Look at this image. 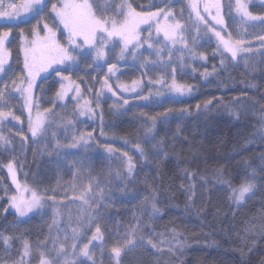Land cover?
I'll list each match as a JSON object with an SVG mask.
<instances>
[{
  "label": "trees",
  "instance_id": "1",
  "mask_svg": "<svg viewBox=\"0 0 264 264\" xmlns=\"http://www.w3.org/2000/svg\"><path fill=\"white\" fill-rule=\"evenodd\" d=\"M112 1L117 11L119 5H126V0ZM130 1L139 12L168 8L166 2ZM175 2L169 3L171 13ZM183 6L181 12H190L189 6ZM198 7L199 11L204 9ZM186 20L180 24L192 22L189 16ZM146 27L149 25H141V29ZM212 47L217 48V43L202 47L198 55L193 46L185 47L203 60L195 66L193 61L186 78L176 80L191 90L182 97L169 95L165 102L149 107L159 111L151 137L156 146L146 147L147 163L133 162L131 176L123 166L124 154L108 152V146L100 144L102 139L94 137L90 144L74 146L68 140L74 130L68 134V128H60L55 136L48 133L27 138L0 125V134L7 137L6 144L0 143V264L21 259L24 240L30 242L31 263L43 255L44 259L50 257L51 264H85L71 262L75 258L72 246L66 256L54 255L50 239L47 247L38 246L49 235L55 237V229L50 233L53 218L49 213L35 212L20 219L7 210L13 190L6 170L9 163L22 184L39 189L45 197L53 198L60 188L71 186L79 172L91 178L102 192L99 211L103 237L113 245H156L160 233L166 238L175 234L182 241L180 264H264V46L238 59L219 61L210 53ZM12 59L11 53L9 65ZM22 62L23 53L18 51V65ZM53 68L59 70L57 65ZM53 73L50 68L41 73L43 78L37 77L36 93L46 90L47 98L54 97L57 83ZM113 104H103L95 128L108 129L112 137L125 139L128 146L143 144L142 118L136 108L117 105L120 109H115ZM242 184L254 188L237 204L231 191ZM134 215L142 230L129 241L126 226L137 223ZM132 260L128 257V264ZM102 264L113 263L106 260Z\"/></svg>",
  "mask_w": 264,
  "mask_h": 264
},
{
  "label": "rangeland",
  "instance_id": "2",
  "mask_svg": "<svg viewBox=\"0 0 264 264\" xmlns=\"http://www.w3.org/2000/svg\"><path fill=\"white\" fill-rule=\"evenodd\" d=\"M153 1H157L158 3L166 2L168 5L167 7L170 8L169 3H172L174 0ZM186 1L188 2L189 0H177L172 6L177 13L175 19H177L180 23H183L184 21L186 23V16L191 17L192 20V22L189 21L190 23L184 25V31H182L184 39L181 42L178 41L175 45L166 43L163 45L162 42L159 44V40L152 38L150 41L153 45L152 49L147 47L144 51H137L135 56L131 51H129L123 58H121L120 42L119 40H113L104 49L106 53L105 57L99 60L95 59V50L85 51L80 49L72 53V55L76 57L75 60L65 62H69V64L57 65V68L59 69L58 71L62 73V76L70 77L71 81H75V83L79 85L80 92H77L75 87H72L67 94L64 95L63 99L59 98L56 93L60 91L61 84L63 83L67 85L69 81L62 80L56 73V78L54 79L57 83V87L53 98H47L45 96L47 93L46 90L41 94L36 93V87L34 85L32 101L33 117L37 112L42 113L45 109L51 110V115L47 117L50 126L47 128L46 134L49 133L53 136V133L56 135L60 128H68V134L74 130L73 134H71L68 138L69 143L71 144L77 145L80 143L79 138L81 135H83L86 140V143L83 142L84 144H90L92 139L95 137L97 138V141L102 139L103 141L100 144L104 147H111L114 153H127V156L124 155L125 160H127L128 157H131L132 162L135 164L137 162V165H139V161L147 163L146 147H155L156 144L151 138L145 137V131L146 129L152 127L151 121L159 113L157 109H149V107L165 102L166 97L169 95L177 98L190 92H177L171 87V85L175 82L176 85L181 84L185 88L189 87L176 80L178 79L181 81L186 78V75L188 74V71H186L187 67L192 64L193 61V66L197 63L199 64L200 61H203L198 60V58L196 59L195 57V54L198 55L200 50H203L202 47L209 48L210 44L215 45L217 43V39L211 29L215 27L217 31H222V34H224L226 38L229 34H231L233 40L244 41L245 48L250 51L238 54L237 59L243 54L246 56L248 53L257 52L264 46V44L259 42L260 38L264 37V23H252L251 20L245 19L241 14L240 18H238L234 11L236 0L221 1L220 14L223 16L225 22V27L223 29L220 26H217L215 21L212 19L213 16L217 15L216 10H211V13L209 14V12H205L204 9H201V16L204 17V21L206 23L198 21L195 14L191 11L186 12V10H184V12H181L180 6L185 5L184 2ZM9 2L19 3L21 0H5V4ZM61 2L62 0H41V3L36 5L31 12L22 14L18 18L0 17V30L7 31L8 29H11L9 39L6 41V47L13 56L11 64H6L5 71L0 72V90H3L5 84L11 85L13 80H17V82H19V78L26 75L23 71V62L22 66L18 65V51L22 53L20 50L21 32H23L30 40L32 27L37 25L39 22L38 27L41 30V35H43V26L47 23L49 27L53 28L57 32L58 40L61 43H66L67 32L63 29V26L59 24L58 19L55 17V13L52 12V5L57 4L59 6V3ZM89 2L93 4V8L97 15L110 16L109 11L101 5L103 2L102 0H89ZM108 6L111 8L112 4L109 3ZM254 9H248L252 15H254ZM112 13L117 14V10L113 9ZM111 16L117 19L123 18H120L122 15ZM153 31L156 38L160 39L161 37L162 40L164 39L162 33H159L157 36L156 25H152V29H150L149 32H142L147 38L150 32L152 33ZM185 45H190V47L193 46L195 54H193L194 52H191L189 48L186 50ZM100 46L101 45L99 44L97 45V47ZM156 49H160L159 56L156 54ZM222 51L223 49L213 47L210 49V53L218 61L220 59H232L230 53L224 54V57H221L219 52L221 53ZM192 55L194 57H192ZM206 56L207 55L205 54V57ZM196 61L197 63H195ZM226 63L228 62L226 61ZM109 65L115 66L114 73L109 79V83L113 86L112 91H108L107 88L103 87L102 79L109 75ZM200 66L202 65H199V67ZM176 73H178L177 78ZM172 76H174L173 80ZM133 81L139 82L138 86L134 89ZM157 81L160 83H157ZM122 84L127 85L133 90L127 92L123 91V89L118 87V85ZM113 92L116 94L113 95ZM125 100L128 101L127 104L124 103ZM85 103H88L91 111L85 110V114L81 115L80 106ZM103 104H113L115 109H120L116 108L117 105L123 107L130 105L131 107H135L136 114L140 115L142 118L140 125L142 127L141 134L144 143L128 146V142L125 139H116L112 137L109 134L108 129L103 131V128H95L97 123L96 116L101 115ZM0 109L6 112L11 111L13 114L6 120H0V125H7L9 128L16 131V133H22L24 137L33 138L29 130L28 108L26 107L24 97L20 94V92L15 91L14 88H10L8 92H5L4 97L0 99ZM13 117H19L20 119L16 120ZM69 121L71 122L70 126H66ZM100 121H102L101 117L99 119V126ZM88 133L92 134L90 138L88 137ZM106 142L111 143L108 144ZM138 146L143 149V154H141L138 150ZM13 169L16 176L15 182L9 172L8 166L6 167L9 183L13 189L11 191L12 194H9L7 210L15 213L20 219H24L35 212L49 213L52 218H54V211H58L59 216L57 219L60 220V229L64 231L58 232L55 229V237H58V239L53 250L54 255L58 254L61 244H63L66 248V252L63 254L65 255L68 252L67 249L69 246H72L75 243V241L71 238L65 239V231L68 232L69 236L71 232V228L67 223L68 216L71 215L72 217L71 226L76 227V217L79 216L82 211H85V214H87V212H91L95 216L96 223L92 224L91 230L83 231V229H81L83 234L79 242L76 244L77 247L73 250L76 255H73L75 258L71 261L72 263L76 260L77 263L83 261L85 264H102L106 260H111L113 264H128V257L133 259L131 261L132 264L181 263L179 248L182 241H180L178 237L174 238V236L166 238L161 233L158 235L155 242L156 245H154L153 242L113 245L105 238L103 241H93V243L89 244V240L92 239L96 224H101L102 222L100 221V211H96L97 208L99 209L100 205V203L97 202V198L100 197L99 195L102 192L94 181L83 172H79L76 181L71 186L62 187L58 190V193L53 197L57 201L56 204H53L49 199L52 197H45V199H49V202L42 208L39 210H33L25 216L19 215L16 210L10 206V198L12 196H18L22 193L25 185L18 180L17 172L14 166ZM17 184L20 186L19 192L17 191ZM65 193L67 195H65ZM247 195L248 194H246L245 197ZM82 196L87 197V205H84L83 201L80 199ZM69 200H75V203L69 204ZM232 200L237 204H240L243 201L237 202L234 198H232ZM172 219L173 221L179 222V220L174 217ZM167 222L168 219L165 218L163 224L166 225ZM85 223L87 224V219H85ZM177 240L179 241V244H177ZM85 244H89V257H91V259L80 254V249L83 248ZM113 247H119L121 249V255L119 257L112 253L111 249ZM19 254H21V252H19ZM28 256L29 254L27 256L23 255L21 259H18V261L16 260L13 264H19L21 260H23V264H40V259L31 263ZM46 259L49 261L51 260L50 257H46ZM4 260L5 262L9 261L8 259Z\"/></svg>",
  "mask_w": 264,
  "mask_h": 264
},
{
  "label": "snow or ice",
  "instance_id": "3",
  "mask_svg": "<svg viewBox=\"0 0 264 264\" xmlns=\"http://www.w3.org/2000/svg\"><path fill=\"white\" fill-rule=\"evenodd\" d=\"M41 3V0H21L19 3L9 2L5 4V0H0V17L7 18H18L22 14H27L31 12L34 7ZM127 10L125 11V5L121 4L118 6L117 16L122 15V19H117L113 16L107 15H97L96 11L93 8V4L89 0H62L57 4L52 5V12L55 13V17L58 19L59 24L63 26V29L67 32V41L66 43H61L57 38V32L49 27L47 23L43 26V35H41V30L37 25H34L31 30V39L29 40L27 36L21 32V52L23 53V71L26 75L17 80H13L11 85L5 84L3 90H0V99L4 97V93L8 92L10 88H14L15 91L20 92L24 97L25 105L28 108L29 117V130L32 137H38L40 135L46 134L47 128L50 126V123L47 120V117L51 115V110L45 109L42 113L37 112L33 117L32 115V101H33V86L37 83V77H41V73L48 72L51 68L53 71H56L53 68V65H63L66 61H73L76 59L72 55L73 52L83 49L85 51L95 50V59H103L106 55L105 47L110 44L111 41L118 39L121 48L120 56L121 58L124 55L131 51L135 56L137 54V49L141 48V42L147 40L148 47L153 48L151 32L147 38L140 35L141 25H149L152 23L156 24V33H162L166 43L170 42L172 45H175L178 41L184 39L183 36L178 35L179 32L184 30V26L177 23H169V20L173 18V14L170 11H165L164 9H158L154 12H139L132 7L131 4H127ZM192 11L195 13L196 19L200 22H204V17L201 16L199 7L196 3L191 4ZM211 9H215L217 15L213 16L212 19L215 21L217 26H220L222 29L225 27V22L223 16L220 14L221 4L218 2L215 3H206L204 5L205 12L211 13ZM236 12L241 14L247 20H257L258 17L253 16L249 10L248 5L243 2V0H236ZM161 17L163 21L161 22ZM213 34L217 39V48L223 49L221 55L230 53L233 60L237 59L238 54L245 53L250 51L244 46V41L242 40H233L231 34L226 38L222 31H217L215 27L211 29ZM11 33V29L7 31L0 30V72L5 71V65L8 64V58L10 56V51L6 47V41H8ZM259 42L264 44V37H261ZM101 45L97 47V45ZM186 47V45H185ZM157 56L160 55V49H156ZM202 55V54H201ZM223 63V61H222ZM115 66L109 65V75L102 78L103 87L107 88L108 91H112L113 86L109 83L111 75L114 73ZM58 77H61L64 81H69L67 85L61 84V89L56 93V95L63 99L64 95L70 90V88L75 87L77 92H80V87L71 81L70 77L62 76V73L56 72ZM139 82L133 81V89L138 86ZM157 83H160L157 81ZM119 88L123 91H132L127 85H118ZM171 87L177 91L183 93L184 91H190V86L185 88L182 85H176L175 82ZM116 93L113 92V95ZM128 103L127 100L124 102ZM85 110L91 111L88 103L80 106V114L84 115ZM11 111H3L0 109V120H6L8 117L12 116ZM16 120H19V117H13ZM152 127L146 129L145 137L151 138L153 135V129L155 128V118L151 121ZM71 122L69 121L68 125L70 126ZM55 136V133H53ZM92 136L91 133H88V137ZM80 142L86 143L83 135L79 138ZM0 143H7V137L0 134ZM75 146V145H74ZM141 154H143V149L139 148ZM107 151L114 153L111 147L107 148ZM127 156V153L124 154ZM123 166L126 168L129 176L133 174L135 165L132 162L131 157H128L126 161L123 162ZM9 172L13 177V181H16L15 171L13 165L9 163L8 165ZM119 175V173H117ZM254 188L252 184H242L239 188H233L231 191V197L234 198L237 202L242 201L245 198L246 194H250ZM20 186L17 184V191L19 192ZM65 195H67L65 193ZM53 204H56L57 201L54 198H49ZM49 199H45V195H42L39 189H33L25 186L22 193L18 196H12L10 198V206L16 210V212L25 216L33 210H39L45 204L49 202ZM83 201L84 205L88 204L87 197L82 196L80 198ZM98 203H102V194L101 197L97 198ZM69 204L75 203V200H69ZM90 207V206H89ZM153 213L157 211L155 204L152 205ZM97 212L99 209L97 208ZM53 222L50 226V233L53 229L59 231H64L60 229V220L57 219L59 216L58 211L53 213ZM85 219H87V224H85ZM133 219L137 221L136 224H128L126 226L125 235L131 241L139 232H141L140 220L137 216H133ZM67 223L71 228L70 236L67 231H65V239L71 238L76 241L79 240L82 236L81 229L85 231L91 230L92 224L96 223V218L91 212L82 211L79 216L76 217V227H72V217L68 216ZM175 238V234H174ZM52 241V245L55 248L58 237H53L49 235L45 241L39 243V247H47L48 240ZM103 233L100 224H96L95 230L92 235V239L89 240V244L93 241H103ZM7 242V238H5ZM89 244H85L83 248L80 249V254L85 257H89ZM177 244L179 241L177 240ZM73 250L77 247L74 243L72 245ZM30 251V242L24 240L23 242V255L27 256ZM112 253L115 256L119 257L121 255V249L119 247H113L111 249ZM66 252V248L61 244L60 249L58 250V255H63ZM76 255L75 251L72 253ZM23 264V260L19 262ZM40 264H51L47 259L41 258ZM65 264H70V262L65 261Z\"/></svg>",
  "mask_w": 264,
  "mask_h": 264
},
{
  "label": "flooded vegetation",
  "instance_id": "4",
  "mask_svg": "<svg viewBox=\"0 0 264 264\" xmlns=\"http://www.w3.org/2000/svg\"><path fill=\"white\" fill-rule=\"evenodd\" d=\"M108 3L104 4V8L107 9L109 12H112L113 9H116L117 5L113 3L112 0H107ZM222 0H218V2L221 4ZM217 2V0H189L188 2H184V6L183 9L187 6H189V10L193 13L192 8H191V4L192 3H196L198 6L202 5L204 7V5L206 3H215ZM244 3H246L248 5V9H254V15L255 17H258L260 19L257 20H251L252 23H258V22H263L264 23V0H243ZM111 3L112 7L110 8L108 6V4ZM187 3V4H186ZM211 10H215V9H211ZM166 11H169V9H166ZM234 11H235V15L240 17V14L236 12V5L234 7ZM187 12V10H186ZM115 41H118V39H115ZM121 45V44H120ZM56 71H54L53 75H55Z\"/></svg>",
  "mask_w": 264,
  "mask_h": 264
},
{
  "label": "crops",
  "instance_id": "5",
  "mask_svg": "<svg viewBox=\"0 0 264 264\" xmlns=\"http://www.w3.org/2000/svg\"><path fill=\"white\" fill-rule=\"evenodd\" d=\"M125 8H126V5H125ZM133 8H134V6H133ZM138 11V10H137ZM146 43H148V41H142L141 42V48L140 49H137V51L139 52V51H144L145 49H146V47L144 46Z\"/></svg>",
  "mask_w": 264,
  "mask_h": 264
},
{
  "label": "bare ground",
  "instance_id": "6",
  "mask_svg": "<svg viewBox=\"0 0 264 264\" xmlns=\"http://www.w3.org/2000/svg\"><path fill=\"white\" fill-rule=\"evenodd\" d=\"M251 197V196H250ZM196 226V225H195Z\"/></svg>",
  "mask_w": 264,
  "mask_h": 264
}]
</instances>
